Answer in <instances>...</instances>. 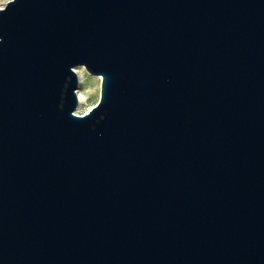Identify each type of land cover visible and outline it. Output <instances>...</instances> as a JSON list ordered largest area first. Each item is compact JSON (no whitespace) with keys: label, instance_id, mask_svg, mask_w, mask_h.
<instances>
[{"label":"water","instance_id":"1","mask_svg":"<svg viewBox=\"0 0 264 264\" xmlns=\"http://www.w3.org/2000/svg\"><path fill=\"white\" fill-rule=\"evenodd\" d=\"M0 264H264V0L0 9Z\"/></svg>","mask_w":264,"mask_h":264},{"label":"bare ground","instance_id":"2","mask_svg":"<svg viewBox=\"0 0 264 264\" xmlns=\"http://www.w3.org/2000/svg\"><path fill=\"white\" fill-rule=\"evenodd\" d=\"M78 79H79V87L78 90L76 91L77 94V98H78V106L77 109L75 111L76 115H82V113H86L85 111H87L88 109L86 108L87 105H89L90 101H92L93 99V94H91V92L85 90V88L82 87V81L83 78L87 76L88 77H92L86 70L84 67H76L74 69ZM97 79V84H100L101 81V77L97 76L95 77ZM83 88V90H82Z\"/></svg>","mask_w":264,"mask_h":264},{"label":"rangeland","instance_id":"3","mask_svg":"<svg viewBox=\"0 0 264 264\" xmlns=\"http://www.w3.org/2000/svg\"><path fill=\"white\" fill-rule=\"evenodd\" d=\"M5 5L6 4L3 5V8L5 7ZM3 8H0V9H3ZM95 77H97V76H92V77L87 76V78L84 77L82 84H81L82 87L85 88V90H87V91L91 92V94H93L92 101H90L89 105L86 106V108L88 109L87 111H85L86 113L89 112L98 103V100H99L101 81H100V84H97V79ZM78 87H79V79H78ZM83 88H82V90H83ZM77 90H78V88H77ZM82 115H83V113H82Z\"/></svg>","mask_w":264,"mask_h":264},{"label":"snow or ice","instance_id":"4","mask_svg":"<svg viewBox=\"0 0 264 264\" xmlns=\"http://www.w3.org/2000/svg\"><path fill=\"white\" fill-rule=\"evenodd\" d=\"M3 4H7L10 2V0H2Z\"/></svg>","mask_w":264,"mask_h":264},{"label":"clouds","instance_id":"5","mask_svg":"<svg viewBox=\"0 0 264 264\" xmlns=\"http://www.w3.org/2000/svg\"><path fill=\"white\" fill-rule=\"evenodd\" d=\"M3 2H2V0H0V8H3Z\"/></svg>","mask_w":264,"mask_h":264}]
</instances>
